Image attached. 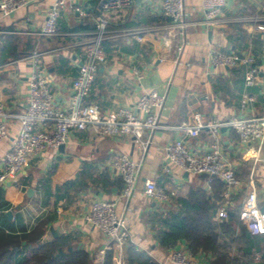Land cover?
Wrapping results in <instances>:
<instances>
[{
    "label": "crops",
    "instance_id": "1",
    "mask_svg": "<svg viewBox=\"0 0 264 264\" xmlns=\"http://www.w3.org/2000/svg\"><path fill=\"white\" fill-rule=\"evenodd\" d=\"M52 2L32 0L29 6L10 16L0 12V105L11 115L7 118L11 138L0 142V169L4 154L20 129L13 115L23 110L28 99L27 79L34 68L29 54L34 50L45 53L42 69L49 79L56 104L65 106L73 94L72 80L84 60L81 44L93 36L94 23L99 17L109 20L110 37L104 41L108 61L99 68L88 101L97 105L102 113L120 107H129L138 113L136 106L140 95L156 89L166 94L161 113L164 127L146 132L143 140L150 139V142L145 148L130 135L112 138L98 135L92 128L73 130L64 146L38 154L25 172L0 185V227L10 233L24 234L44 221V241L67 237L72 246L88 253L90 264H100L97 253L105 238L86 220V215L95 200L117 201V210L126 216L132 240L122 248L114 246L107 251V256L111 253V264L121 257L128 264L132 248L144 253L154 264H174L168 259L169 255L181 248L198 264H211L212 252L194 253L185 239L164 246L161 233L167 228L166 221L178 222L183 216L179 199L189 198L193 192H204L210 204L218 206L225 185L219 180L222 188L217 191L213 182L207 183L206 176L192 175L177 168L166 170L165 146L181 140L192 153L203 155L211 149V131L203 128L193 137L180 128L183 123H192L197 114H202L205 121H227L261 111L264 62H259L258 83L248 87L245 67L212 66L209 53L219 50L264 55V38L253 25L243 20L252 14L264 13V0H228L224 14L230 21L219 27L204 21L201 0H185L189 25L179 63L174 57L171 19L163 13L162 0H134L120 10L104 9L98 0H73L86 15L80 16L67 6L59 20V34L46 37L39 32ZM141 26L156 29L145 33L142 40L115 37L122 29ZM136 70L144 74L143 79L138 78ZM245 91L255 96V101L247 108L241 105ZM217 136L224 155L241 180L240 187L232 195L229 218L236 215L247 226L240 216L247 195L255 190L258 203L264 204V149L258 157L246 156L240 135L231 127H221ZM119 153L129 155L140 166L139 188L128 203L120 199L123 181L109 163L111 156ZM147 178L174 192L165 206L144 194ZM8 212L12 214L9 216ZM215 218L219 220L217 210ZM261 238L264 249V238ZM258 254L262 258L261 251L255 255ZM256 256L259 262L261 258L257 260Z\"/></svg>",
    "mask_w": 264,
    "mask_h": 264
},
{
    "label": "built area",
    "instance_id": "2",
    "mask_svg": "<svg viewBox=\"0 0 264 264\" xmlns=\"http://www.w3.org/2000/svg\"><path fill=\"white\" fill-rule=\"evenodd\" d=\"M32 0H1L0 12L10 16L18 10L29 6ZM134 0H98L100 7L108 10H120L130 6ZM228 0H201L200 8L204 13V21L219 27L229 23L230 19L224 14ZM70 6L80 16L86 12L73 0H53L48 10L47 18L40 29V34L55 37L59 34V20L62 11ZM164 15L171 19L170 31L173 34L175 62L181 61L185 48V33L189 23L186 20L187 11L185 0H162ZM246 23L253 25L264 38V13H255L243 18ZM152 26H141L122 29L115 34L121 37L143 39L145 33L153 31ZM110 37L109 20L99 17L94 23L93 36L83 42L84 60L79 65L77 76L72 80L73 94L65 106L56 104L54 94L46 73L42 69L44 52L34 50L29 54L33 71L28 75V99L20 113L14 114L20 123L18 133L12 138L10 149L4 154L3 167L0 169V185L10 179H15L25 172L32 159L48 149H58L65 144L73 130L92 128L98 135L117 138L130 135L135 142L145 148L150 139L143 140L147 131H155L164 127L161 124V113L165 108L166 94L156 89L142 93L137 101L138 113L129 107H120L109 113H102L100 108L88 101L92 85L99 68L108 61L104 41ZM209 62L215 67L237 68L245 67V81L248 87L255 86L259 81L261 64L264 55L246 54L239 52H222L210 50ZM138 78L144 74L136 70ZM255 101V96L245 91L241 105L243 108ZM6 113L0 105V142L11 138ZM233 128L241 137L245 147V155L258 157L264 149V106L258 114L250 117L233 118L227 121L207 120L202 114H197L192 123H183L180 128L186 134L197 137L203 128H208L213 137L211 149L203 155H196L181 140L168 143L165 146V169L177 168L197 176H206L211 184L214 178L221 180L225 189L217 210V217L226 220L230 216L232 195L241 184L240 178L232 164L223 153L218 130L223 127ZM117 174L122 178L123 187L120 199L128 203L139 188L140 166L125 153L114 154L109 159ZM144 194L165 206L170 202L174 192L160 186L152 178H147L143 185ZM241 218L246 222L252 235L264 238V204L258 203V194L251 191L240 211ZM86 220L97 227L104 235L105 242L97 253L100 264L105 263L107 251L114 246L122 248L132 240L130 227L126 216L117 210V201L95 200L91 203ZM258 254L256 259L259 260ZM174 264H198V261L184 249L173 250L168 258ZM115 264H127L123 257ZM165 264V263H164Z\"/></svg>",
    "mask_w": 264,
    "mask_h": 264
},
{
    "label": "trees",
    "instance_id": "3",
    "mask_svg": "<svg viewBox=\"0 0 264 264\" xmlns=\"http://www.w3.org/2000/svg\"><path fill=\"white\" fill-rule=\"evenodd\" d=\"M212 186L217 191L222 188L218 178H214ZM208 199L204 192H193L189 198L179 199L183 216L178 222L166 221L167 228L161 233L162 244L171 246L185 239L194 253L200 250L212 252L214 260L211 264H264L261 236H253L236 215L232 219L217 220L215 215L219 205L210 204ZM45 234L44 221L24 234L10 233L0 227V264H90L88 253L72 246L67 237L44 241ZM258 251L262 258L256 262ZM127 259L128 264H154L135 248ZM105 264H111V253Z\"/></svg>",
    "mask_w": 264,
    "mask_h": 264
},
{
    "label": "water",
    "instance_id": "4",
    "mask_svg": "<svg viewBox=\"0 0 264 264\" xmlns=\"http://www.w3.org/2000/svg\"><path fill=\"white\" fill-rule=\"evenodd\" d=\"M136 1H139V0H136ZM64 145H61L60 147H62ZM12 213L11 212H8V215L10 216ZM55 234V233H54ZM56 235V234H55Z\"/></svg>",
    "mask_w": 264,
    "mask_h": 264
}]
</instances>
